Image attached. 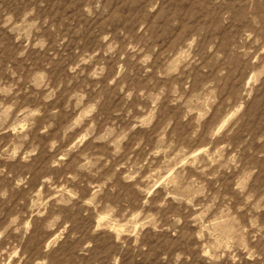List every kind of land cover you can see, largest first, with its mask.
Wrapping results in <instances>:
<instances>
[{
    "label": "rangeland",
    "instance_id": "obj_1",
    "mask_svg": "<svg viewBox=\"0 0 264 264\" xmlns=\"http://www.w3.org/2000/svg\"><path fill=\"white\" fill-rule=\"evenodd\" d=\"M0 264H264V0H0Z\"/></svg>",
    "mask_w": 264,
    "mask_h": 264
}]
</instances>
